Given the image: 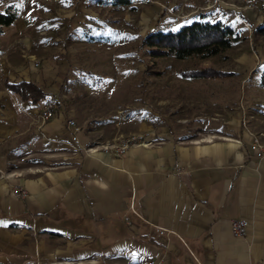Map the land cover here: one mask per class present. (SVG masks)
<instances>
[{"label": "crops", "instance_id": "1", "mask_svg": "<svg viewBox=\"0 0 264 264\" xmlns=\"http://www.w3.org/2000/svg\"><path fill=\"white\" fill-rule=\"evenodd\" d=\"M37 1L24 0L0 36V264H264V158L252 141L258 136L264 145V100L187 136L140 122L122 132L150 131L152 143L120 156L94 136L101 135V119L75 131L67 124L71 113L54 108L38 127L31 123L36 103L5 88L33 82L44 100L59 95L55 49L33 29ZM57 1L78 31L96 0ZM157 1L174 17L184 8ZM220 1L194 6L186 17L212 7L227 12ZM12 3L20 0H0V11ZM243 5L234 4L240 23L250 33L264 26L263 11ZM251 43L237 46L231 70L222 71L230 75L218 78L236 74L242 85L264 70V43ZM114 125L112 138L121 133ZM12 186L26 197H13ZM233 220L246 223L241 238L231 233Z\"/></svg>", "mask_w": 264, "mask_h": 264}, {"label": "rangeland", "instance_id": "2", "mask_svg": "<svg viewBox=\"0 0 264 264\" xmlns=\"http://www.w3.org/2000/svg\"><path fill=\"white\" fill-rule=\"evenodd\" d=\"M153 1L158 5L145 0H133L124 7L90 4L78 31L72 30L74 23L63 16L65 11L57 0L37 1L40 6L36 7L33 29L41 31L56 52H48L55 53L52 56L58 65L59 95L56 100L51 99L54 108L71 113L77 126H93L89 123L101 119L102 125L98 127L103 129L101 135L94 136L111 145L129 137L132 133L124 134L122 130L137 128L140 122L156 133L171 128L179 136H187L194 133L195 127L220 126L222 118L231 112L256 109L253 99L264 100L260 69L242 85L236 74L226 78H185L180 74L206 67L227 72L240 53L238 45L207 60L150 56L143 45L148 33L188 21L185 17L192 7L206 8L213 2L169 0L172 5L176 1L184 5L183 11L174 17L166 13L164 3ZM219 3L232 10L227 13L234 19H237L234 4H244L239 7L242 10L264 13V0H257L253 7L249 6V0ZM164 12L167 18L162 16ZM259 27L253 31L257 34L255 39L252 30L250 33L245 28L247 41L242 42V47H249L250 42L264 43V36L256 32ZM260 109L264 110V104ZM215 114L216 120L212 118ZM114 124L121 133L112 138L110 132L117 127Z\"/></svg>", "mask_w": 264, "mask_h": 264}, {"label": "trees", "instance_id": "3", "mask_svg": "<svg viewBox=\"0 0 264 264\" xmlns=\"http://www.w3.org/2000/svg\"><path fill=\"white\" fill-rule=\"evenodd\" d=\"M133 0H96L100 6H129ZM16 4H8L0 11V36L3 29L15 22L19 9ZM188 21L176 24L166 30L148 33L143 41L147 53L152 57H165L175 60H207L219 56L244 42L246 29L238 19L212 7L186 17ZM264 36V26L256 29ZM185 78H215L230 75L211 67L180 73ZM260 85L264 88V70ZM7 91L20 101L30 104L44 101L46 95L33 82L5 83Z\"/></svg>", "mask_w": 264, "mask_h": 264}, {"label": "built area", "instance_id": "4", "mask_svg": "<svg viewBox=\"0 0 264 264\" xmlns=\"http://www.w3.org/2000/svg\"><path fill=\"white\" fill-rule=\"evenodd\" d=\"M151 3H156V1L148 0ZM257 0H249V6L253 7ZM235 15V13H234ZM35 67H37L38 62L35 61L33 63ZM36 113L32 117V124L40 127L47 123L50 119H52L54 115V105L50 100H44L40 103H36ZM67 124L75 131H78V127L75 125V122L71 119L68 120ZM151 132H141L131 134L129 137L122 139L117 145H105L103 148L105 151L111 152L113 155L120 156L125 150L131 145H140L146 146L151 144L152 140H150ZM253 145L258 150L259 158H264V145H262L259 139L256 136H252ZM89 148L88 150H90ZM11 195L18 199H24L27 195L25 189L20 186H12L11 187ZM246 223L242 220H233L230 223L231 233L236 238H241L244 234ZM147 264H154L153 261H149Z\"/></svg>", "mask_w": 264, "mask_h": 264}, {"label": "snow or ice", "instance_id": "5", "mask_svg": "<svg viewBox=\"0 0 264 264\" xmlns=\"http://www.w3.org/2000/svg\"><path fill=\"white\" fill-rule=\"evenodd\" d=\"M33 2H34V0H33ZM23 3H24V0H20V3L16 4L15 6H16L17 8H20V7L23 6Z\"/></svg>", "mask_w": 264, "mask_h": 264}]
</instances>
